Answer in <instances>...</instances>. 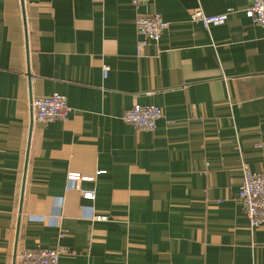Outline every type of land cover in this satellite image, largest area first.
I'll use <instances>...</instances> for the list:
<instances>
[{
	"label": "crops",
	"instance_id": "crops-1",
	"mask_svg": "<svg viewBox=\"0 0 264 264\" xmlns=\"http://www.w3.org/2000/svg\"><path fill=\"white\" fill-rule=\"evenodd\" d=\"M249 4L153 0L142 12L169 23L156 43L131 0H0V264L40 249L58 264H264V226L238 199L243 166L264 171ZM197 9L232 12L205 29ZM53 94L67 119L36 121L32 100ZM135 105L162 109L155 131L123 121Z\"/></svg>",
	"mask_w": 264,
	"mask_h": 264
},
{
	"label": "built area",
	"instance_id": "built-area-1",
	"mask_svg": "<svg viewBox=\"0 0 264 264\" xmlns=\"http://www.w3.org/2000/svg\"><path fill=\"white\" fill-rule=\"evenodd\" d=\"M33 1V0H26ZM153 0H131L132 8L135 12V26L137 33L145 40L159 42L163 33L168 29L169 23L165 22L159 15H147L142 9ZM232 11L227 13L207 16L200 9L193 11L190 19L194 23H199L210 29L212 26L224 25ZM247 18L253 25L264 29V0H250L249 6L245 10ZM143 42H140L141 47ZM108 68H104V75H107ZM32 108L36 121L49 124L57 120L67 119L71 109L67 99L60 94H53L48 97H40L32 101ZM163 111L158 106L135 105L123 114V121L129 125L143 131L153 132L157 127V122L162 119ZM80 176L70 174L69 181H77ZM88 199H94L91 192L84 193ZM239 203L244 210L250 224L254 228L264 226V171L254 173L249 166H243V181L240 187ZM98 221H106V216L95 217ZM61 251L58 249L27 250L21 253L16 260V264H58Z\"/></svg>",
	"mask_w": 264,
	"mask_h": 264
},
{
	"label": "water",
	"instance_id": "water-1",
	"mask_svg": "<svg viewBox=\"0 0 264 264\" xmlns=\"http://www.w3.org/2000/svg\"><path fill=\"white\" fill-rule=\"evenodd\" d=\"M33 101V100H32Z\"/></svg>",
	"mask_w": 264,
	"mask_h": 264
}]
</instances>
